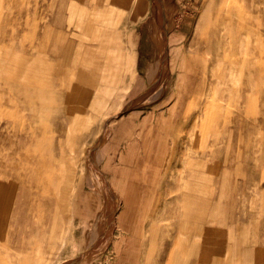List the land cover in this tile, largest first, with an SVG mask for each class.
<instances>
[{
    "label": "rangeland",
    "instance_id": "obj_1",
    "mask_svg": "<svg viewBox=\"0 0 264 264\" xmlns=\"http://www.w3.org/2000/svg\"><path fill=\"white\" fill-rule=\"evenodd\" d=\"M254 3L0 0V264H264Z\"/></svg>",
    "mask_w": 264,
    "mask_h": 264
},
{
    "label": "crops",
    "instance_id": "obj_2",
    "mask_svg": "<svg viewBox=\"0 0 264 264\" xmlns=\"http://www.w3.org/2000/svg\"><path fill=\"white\" fill-rule=\"evenodd\" d=\"M262 7H263V4L261 1L258 0V2H256L255 0V3H254V8H255V16L257 18H262ZM131 117H127L125 119H122L120 122L121 123H128L129 120H130ZM121 124H118L117 126H115L116 129H118V136L111 142L110 140V146L111 147H115L117 144H118V140L120 139V137H122L123 135V132H122V128L120 127ZM176 128L174 129V134H173V138L174 139H178L177 142L173 141L172 143L174 145H181L182 144V138H181V125L178 124L175 126ZM161 140H159L158 144L159 146H162L163 147V154H162V159L161 161L163 162V167L165 166L164 162L166 160V152H167V148L168 146H171L170 145V139L171 137L169 138L168 135H164V136H161ZM151 147V145H150ZM154 155L152 154H148L147 157H141L139 158L138 160L141 162V165H137V166H134L133 167V172H135V174L133 176H140V177H144V176H149L150 175V165H149V162L151 160V157H153ZM116 157H107L108 161H114ZM130 169V170H131ZM162 171V170H160ZM159 171V172H160ZM113 176V175H112Z\"/></svg>",
    "mask_w": 264,
    "mask_h": 264
},
{
    "label": "bare ground",
    "instance_id": "obj_3",
    "mask_svg": "<svg viewBox=\"0 0 264 264\" xmlns=\"http://www.w3.org/2000/svg\"><path fill=\"white\" fill-rule=\"evenodd\" d=\"M223 52V51H222ZM224 54V53H223Z\"/></svg>",
    "mask_w": 264,
    "mask_h": 264
}]
</instances>
